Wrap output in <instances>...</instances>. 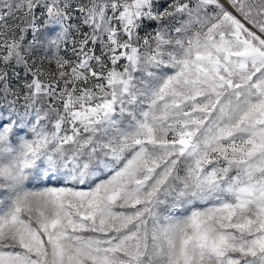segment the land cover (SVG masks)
<instances>
[{
    "label": "snow or ice",
    "instance_id": "6c2138e0",
    "mask_svg": "<svg viewBox=\"0 0 264 264\" xmlns=\"http://www.w3.org/2000/svg\"><path fill=\"white\" fill-rule=\"evenodd\" d=\"M0 264H264V0H0Z\"/></svg>",
    "mask_w": 264,
    "mask_h": 264
}]
</instances>
